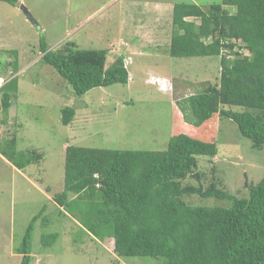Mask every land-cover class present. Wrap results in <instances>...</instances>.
Returning <instances> with one entry per match:
<instances>
[{
	"label": "trees",
	"instance_id": "trees-1",
	"mask_svg": "<svg viewBox=\"0 0 264 264\" xmlns=\"http://www.w3.org/2000/svg\"><path fill=\"white\" fill-rule=\"evenodd\" d=\"M0 2L18 5V0ZM40 51V61L55 69L76 96L130 81L122 55L107 65L109 47L86 50L67 43L51 50L42 38ZM169 53L181 59L220 58L218 84L207 82L206 88L178 103L184 122L198 130L218 114L236 123L241 136L264 155V0H222L208 9L176 3ZM18 71L16 64L0 88L4 113L17 96ZM74 117L72 107L62 110L65 126ZM206 139L182 132L171 137L166 151L69 147L64 191L54 199L61 214L76 220L87 234L102 242L111 239L119 258L157 259L161 264H264V176L258 183L246 178L243 192H231L214 166L206 184L200 161L214 165L211 159L219 153L216 141ZM16 141L0 144V153L14 165ZM225 174L223 170L222 179ZM192 197L223 203L194 205L187 200ZM33 229L31 223L17 249L21 264L33 263ZM57 238L56 233L43 237V247H51Z\"/></svg>",
	"mask_w": 264,
	"mask_h": 264
},
{
	"label": "rangeland",
	"instance_id": "rangeland-1",
	"mask_svg": "<svg viewBox=\"0 0 264 264\" xmlns=\"http://www.w3.org/2000/svg\"><path fill=\"white\" fill-rule=\"evenodd\" d=\"M145 1L157 0H18L16 6L0 2V88L13 76L14 65L19 69L15 75L18 93L8 113L2 110L0 93V144L15 138L18 152L17 165L0 153V264H21L17 249L31 223L32 264H161L157 259L119 258L111 239L102 242L61 214L54 197L64 191L69 147L166 151L171 137L183 132L218 145L219 153L211 159L214 165L199 157L204 159L200 162L206 184L214 166L219 167L221 183L226 182L231 192H243L246 178L258 183L264 176L263 152L252 148L236 123L217 114L197 130L184 122L179 110L178 103L206 88L207 82L218 84L220 58H172L169 45L159 51L146 44L144 34L141 43L132 45L130 35H125L130 43L121 44V30L130 16L141 18L135 8L142 9L137 2ZM198 1L208 9L222 0ZM22 7L38 26L28 20ZM144 20L150 27L147 18ZM42 38L51 50H60L67 43L86 50L109 47L107 65L122 55L129 83L76 96L55 69L40 61ZM66 107L75 110L68 126L62 123ZM187 200L205 206L223 203L197 197ZM53 233L58 235L56 242L43 247L42 238Z\"/></svg>",
	"mask_w": 264,
	"mask_h": 264
},
{
	"label": "crops",
	"instance_id": "crops-1",
	"mask_svg": "<svg viewBox=\"0 0 264 264\" xmlns=\"http://www.w3.org/2000/svg\"><path fill=\"white\" fill-rule=\"evenodd\" d=\"M176 3L196 4L202 7L198 0H176L175 2L174 0L172 2L157 0L154 3L149 1L143 3L137 2L139 6H144L142 9L135 8L140 11L142 16L139 20H134L135 17L133 19L131 16L129 17V23H125L126 28L123 31L121 30V36L124 34L120 39L121 44L126 43L128 46L130 40L132 41V45L134 42L141 43V36L144 34L147 45L157 46L159 51L162 50L163 46L168 48V45L170 46L171 44L173 33V10ZM132 6L135 7V3H132ZM144 18H147L151 24L150 27L146 25L147 23ZM125 35H130L128 42H126L127 37Z\"/></svg>",
	"mask_w": 264,
	"mask_h": 264
},
{
	"label": "water",
	"instance_id": "water-1",
	"mask_svg": "<svg viewBox=\"0 0 264 264\" xmlns=\"http://www.w3.org/2000/svg\"><path fill=\"white\" fill-rule=\"evenodd\" d=\"M22 9L24 10L25 14L27 15L28 20H29L32 24L38 26L37 22H35V21L33 20L31 14L27 11V9H25V7H22Z\"/></svg>",
	"mask_w": 264,
	"mask_h": 264
}]
</instances>
